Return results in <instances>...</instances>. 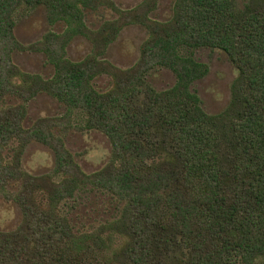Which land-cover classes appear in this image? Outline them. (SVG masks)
I'll use <instances>...</instances> for the list:
<instances>
[{
	"label": "trees",
	"instance_id": "trees-1",
	"mask_svg": "<svg viewBox=\"0 0 264 264\" xmlns=\"http://www.w3.org/2000/svg\"><path fill=\"white\" fill-rule=\"evenodd\" d=\"M45 1L0 0V193L23 180L15 195L22 221L0 231V264H264V6L176 0L170 20L143 22L150 37L140 62L108 65L113 85L100 91L93 79L104 62L96 55L69 59L60 35L51 34L45 48L52 77L15 63V12ZM64 1L71 24L83 13L79 4L95 0ZM201 47L223 49L239 71L231 105L217 114L191 88L207 72L193 53ZM157 66L176 74L173 87L157 90L148 82ZM43 92L108 136L114 155L105 168L86 174L54 132L55 121L25 126L27 103ZM8 97L18 103L4 107ZM33 140L55 154L60 180L48 189L26 180L12 146ZM92 184L123 204L112 220L125 236L118 250L105 227L77 228L62 208Z\"/></svg>",
	"mask_w": 264,
	"mask_h": 264
},
{
	"label": "rangeland",
	"instance_id": "rangeland-1",
	"mask_svg": "<svg viewBox=\"0 0 264 264\" xmlns=\"http://www.w3.org/2000/svg\"><path fill=\"white\" fill-rule=\"evenodd\" d=\"M233 1L240 10L264 6V0ZM175 3L176 0H95L91 7L79 4L83 13L77 23L73 21L71 24L63 17L66 9L64 0L22 5L15 12L18 46L13 59L23 72L46 79L52 77L55 66L45 48L51 34L60 35L65 41V52L69 59L80 61L96 55L98 60L104 62L103 72L93 79V85L100 91H106L114 81L112 68L108 65L121 69L136 66L141 60L142 47L150 37V28L143 22L150 24L170 20L174 15ZM76 24L81 28L71 33L70 28ZM102 33L113 39L106 44ZM193 53L197 61L207 66V72L192 84V90L199 95L208 113L223 112L233 100L234 85L239 76L237 67L221 48L201 47L193 50ZM147 80L157 90H165L175 85L177 77L170 68L157 66L149 71ZM16 103L18 100L15 97H8L3 106ZM43 119L55 121L54 132L62 138L86 174L94 175L111 162L114 150L108 136L97 128L89 127L82 114L68 113L62 101L44 92L27 103L24 124L30 127ZM12 146L17 148L20 168L27 181L33 179L36 185L48 189L54 181L60 180L55 170V154L50 146L37 140L25 146L17 143ZM11 150L8 149L10 154ZM22 187L23 180L17 181L10 185L8 193H0V231L13 230L21 223V207L15 195ZM122 205L113 193L92 184L65 199L62 208L69 211L71 221L77 228L89 230L105 227L112 235L113 250H118L125 236L112 228V220L120 216Z\"/></svg>",
	"mask_w": 264,
	"mask_h": 264
}]
</instances>
